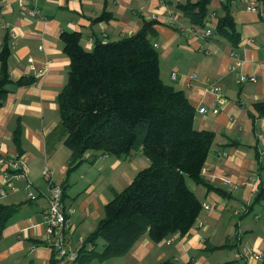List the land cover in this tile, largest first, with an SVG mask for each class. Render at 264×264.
<instances>
[{
    "label": "crops",
    "instance_id": "1",
    "mask_svg": "<svg viewBox=\"0 0 264 264\" xmlns=\"http://www.w3.org/2000/svg\"><path fill=\"white\" fill-rule=\"evenodd\" d=\"M0 1V47L7 43L12 48L9 69L15 82L0 109V156H21L28 162L31 190L36 194L28 200V182L21 180L17 190L0 198V205L17 207L0 231V264H54L43 224L52 196L50 182L42 174L45 168L53 171L54 185L62 187L64 205L75 209L70 217L74 228L69 250L77 254L103 218L105 205L150 165L140 150L127 157L95 159L89 154L93 162L70 171L71 151L65 137L53 133L61 122L58 97L70 73L62 32H80L83 47L90 51L99 42L133 36L145 21L152 20L159 23L152 40L158 44L163 82L187 95L196 109L197 129L216 134L203 177L228 196L189 183L203 211L186 235L177 233L157 243L145 234L128 254L100 264H186L191 260L264 264V203L257 200L259 188H264V115L256 108L264 102V0L230 4L241 35L237 45L216 33L227 0H211L207 27L191 24L179 8L196 0ZM106 12L111 17L99 19ZM207 28L213 33L210 38L201 33ZM241 75L257 81L238 85ZM22 77L37 81L20 86L17 81ZM213 83L221 87L222 102L209 90ZM203 107L219 109V113L201 114ZM17 132L20 138L15 140ZM103 245L100 240L98 248ZM244 248L263 260L239 259L237 254Z\"/></svg>",
    "mask_w": 264,
    "mask_h": 264
},
{
    "label": "trees",
    "instance_id": "2",
    "mask_svg": "<svg viewBox=\"0 0 264 264\" xmlns=\"http://www.w3.org/2000/svg\"><path fill=\"white\" fill-rule=\"evenodd\" d=\"M233 1L224 2L225 14L218 18L216 33L237 45L241 35L230 11ZM210 3L189 1L179 8L191 24L207 27ZM2 7L0 1V11ZM110 17L106 12L99 19ZM158 24L156 20L145 21L133 36L99 42L90 51L83 47L80 32L61 34L70 58V73L58 97L61 122L53 134L59 132L65 137L71 151L70 171L93 162L94 156L89 154L95 159L127 157L142 150L150 160V165L105 205L103 218L79 248L74 264H100L122 257L145 234L157 243L177 233L186 235L203 211V203L189 181L228 196L225 190L206 182L202 174L216 134L195 127L196 109L187 95L161 78L160 52L152 40ZM11 51L7 43L0 47V109L9 86L15 83L9 69ZM36 81L22 77L17 84L30 86ZM256 108L264 115V102L257 103ZM19 138L17 132L15 140ZM257 200L264 203L262 187ZM16 210V206L0 205V231ZM100 240L104 242L101 249ZM186 264L196 263L191 260Z\"/></svg>",
    "mask_w": 264,
    "mask_h": 264
},
{
    "label": "built area",
    "instance_id": "3",
    "mask_svg": "<svg viewBox=\"0 0 264 264\" xmlns=\"http://www.w3.org/2000/svg\"><path fill=\"white\" fill-rule=\"evenodd\" d=\"M26 2H32L33 0H25ZM36 15L39 11L34 12ZM156 19L155 17H153ZM211 22H208L210 25ZM202 36L204 38L212 37L213 33L210 28L204 29ZM158 48V44H155ZM176 73H173L172 77L176 78ZM257 81L256 77H249L248 75H241L236 80L238 85L246 83H255ZM210 92L216 96L218 101H223L224 95L222 93L221 87L218 84H211L209 88ZM201 114H208L212 112L213 114H218L219 109H210L203 107L199 111ZM0 173H2V184L0 187V198L6 196L10 191L17 190V182L21 180H26L28 182L27 187V198L35 199L36 194L31 190V182L29 180V164L23 157L9 158L5 156H0ZM43 176L51 184L52 196L49 198V207L44 211L43 224L46 226V231L49 240V246L52 248L55 256V264H67L68 262H74L76 259V253L69 250L70 235L73 232L74 225L70 221V217L75 213L73 207H66L63 203V189L60 186L54 185L53 172L47 167L43 171ZM237 188V187H236ZM209 209V206H206ZM239 259H248L249 257L255 260H263V256L250 251L247 248L240 250L237 254Z\"/></svg>",
    "mask_w": 264,
    "mask_h": 264
},
{
    "label": "rangeland",
    "instance_id": "4",
    "mask_svg": "<svg viewBox=\"0 0 264 264\" xmlns=\"http://www.w3.org/2000/svg\"><path fill=\"white\" fill-rule=\"evenodd\" d=\"M146 168V167H145ZM44 171V170H43ZM53 172V171H52ZM42 174H43V172H42ZM44 178H45V176H44ZM46 179V178H45ZM189 183L190 184H193V182H191V181H189ZM50 187H51V184H50Z\"/></svg>",
    "mask_w": 264,
    "mask_h": 264
}]
</instances>
